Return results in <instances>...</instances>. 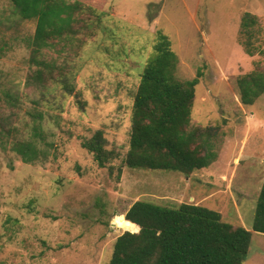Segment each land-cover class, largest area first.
<instances>
[{"label": "rangeland", "instance_id": "374dc122", "mask_svg": "<svg viewBox=\"0 0 264 264\" xmlns=\"http://www.w3.org/2000/svg\"><path fill=\"white\" fill-rule=\"evenodd\" d=\"M79 1L101 21L79 55L68 54L74 91L67 94L33 77L35 20L0 0V264H108L137 200L220 212L252 232L242 264H264V234L252 230L264 182V93L243 105L236 84L264 71V0ZM245 12L258 20L252 55L242 45ZM158 32L178 57V80L201 71L190 124L220 129L216 161L189 175L125 164L133 99ZM97 130L111 152L105 167L81 145ZM17 143L34 150L31 163Z\"/></svg>", "mask_w": 264, "mask_h": 264}, {"label": "trees", "instance_id": "16d2710c", "mask_svg": "<svg viewBox=\"0 0 264 264\" xmlns=\"http://www.w3.org/2000/svg\"><path fill=\"white\" fill-rule=\"evenodd\" d=\"M24 20H35L29 40L33 77L54 81L62 90L74 91L73 57L94 36L101 13L79 0H9ZM257 17L245 12L240 20L245 52L251 42ZM79 30H82L78 36ZM169 38L158 32L134 95L131 130L125 164L134 169L169 170L185 175L208 167L218 157V126H192L191 110L201 71L190 80L175 77L178 57ZM69 47H73L69 49ZM69 49V50H68ZM52 51L56 54L48 58ZM45 52V53H44ZM47 52V53H46ZM239 100L251 105L264 93V71L255 68L238 77ZM99 167H105L111 152L105 148L101 130L81 142ZM22 161L31 163L34 150L28 144L15 146ZM252 230L264 234V182L258 194ZM108 264H242L252 232L222 220L218 211L195 203L174 207L147 200L135 201L123 218Z\"/></svg>", "mask_w": 264, "mask_h": 264}, {"label": "water", "instance_id": "95a60500", "mask_svg": "<svg viewBox=\"0 0 264 264\" xmlns=\"http://www.w3.org/2000/svg\"><path fill=\"white\" fill-rule=\"evenodd\" d=\"M110 224L112 225V222Z\"/></svg>", "mask_w": 264, "mask_h": 264}, {"label": "crops", "instance_id": "0c3cea01", "mask_svg": "<svg viewBox=\"0 0 264 264\" xmlns=\"http://www.w3.org/2000/svg\"><path fill=\"white\" fill-rule=\"evenodd\" d=\"M203 169H205V168H203Z\"/></svg>", "mask_w": 264, "mask_h": 264}]
</instances>
